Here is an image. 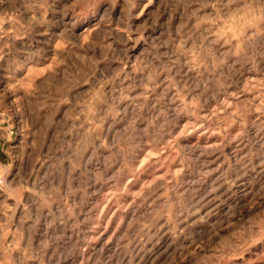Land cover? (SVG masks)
<instances>
[{"label":"clouds","instance_id":"clouds-1","mask_svg":"<svg viewBox=\"0 0 264 264\" xmlns=\"http://www.w3.org/2000/svg\"><path fill=\"white\" fill-rule=\"evenodd\" d=\"M0 264H264V0H0Z\"/></svg>","mask_w":264,"mask_h":264},{"label":"rangeland","instance_id":"rangeland-1","mask_svg":"<svg viewBox=\"0 0 264 264\" xmlns=\"http://www.w3.org/2000/svg\"><path fill=\"white\" fill-rule=\"evenodd\" d=\"M234 226V225H233ZM231 227H225L223 230H222V233H224V235H221L219 238H218V242L222 243V244H227L231 241V235H230V231H231Z\"/></svg>","mask_w":264,"mask_h":264}]
</instances>
